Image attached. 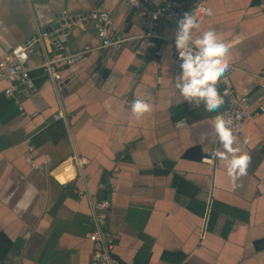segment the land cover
<instances>
[{"label": "crops", "instance_id": "0c3cea01", "mask_svg": "<svg viewBox=\"0 0 264 264\" xmlns=\"http://www.w3.org/2000/svg\"><path fill=\"white\" fill-rule=\"evenodd\" d=\"M203 2L213 14L193 39L214 30L230 45L231 85L252 110L233 145L251 157L235 189L225 161L184 157L193 146L204 155L223 149L214 131L218 111L183 101L175 88L177 20L160 19L161 37L147 39L122 0H0V58L28 44L34 83L32 91L5 94L0 80V264H89L90 205L111 190L115 264H264V111L253 112L264 106V0ZM94 9L110 15V31L123 39L118 51L103 49L96 22L84 17L59 48L37 41L54 15ZM54 52H83L59 65L58 84L40 65ZM135 99L152 111L135 117ZM57 111L64 117L54 119ZM73 154L87 163L57 183L53 171Z\"/></svg>", "mask_w": 264, "mask_h": 264}, {"label": "built area", "instance_id": "2783aa9c", "mask_svg": "<svg viewBox=\"0 0 264 264\" xmlns=\"http://www.w3.org/2000/svg\"><path fill=\"white\" fill-rule=\"evenodd\" d=\"M132 7L136 15L143 24V36L147 39L160 38L158 29V21L163 18L180 20L185 13H190L195 10L198 5L205 7L203 0H198L190 5H185L181 0H160L155 3L152 0H138V4H133L132 0H122ZM204 16H198L201 21ZM84 18L96 22V33L101 40V47L103 49L118 51L123 44V39L113 34L110 31L111 17L105 10L94 9L89 11ZM172 49L174 57L179 59L178 50L175 47V40L172 41ZM28 44L19 43L13 45L0 58V80L7 82L4 88L5 94H13L16 90L23 88L32 91L34 83L30 77V68L26 65L28 58ZM84 52V51H83ZM83 52H76L67 54L64 52H54L51 55H46L43 62L40 64L41 68L53 79L55 84L61 81V74L59 65L61 63L69 65L73 64L83 56ZM159 55L160 51L157 49L154 52ZM180 60V59H179ZM235 70V66L229 63V68L225 74L217 82V88L224 99V104L216 114L223 116L226 120L231 119L230 127L237 136L241 130L242 123L252 115L249 99L246 96L238 95L231 85V74ZM259 88L264 92V70L259 76ZM264 111L263 105H258L253 111ZM64 113L57 111L53 114L54 119L63 118ZM217 140L218 136H217ZM260 149L264 150V132L261 139ZM31 157V154H29ZM214 156L204 155L201 161L212 163ZM87 163V159L79 154H73L66 160L61 162L53 171V178L59 184H66L73 180L76 175V170L81 169ZM33 169H40L41 165L32 164ZM56 172L67 177L64 182H61ZM99 188L104 189L105 184L99 183ZM78 196L84 195L83 191H78ZM114 191H110L107 197H99L91 203V230L87 233V238L91 243V256L89 264H115L114 247L116 236L108 226V218L110 207L113 200Z\"/></svg>", "mask_w": 264, "mask_h": 264}, {"label": "clouds", "instance_id": "9594fccd", "mask_svg": "<svg viewBox=\"0 0 264 264\" xmlns=\"http://www.w3.org/2000/svg\"><path fill=\"white\" fill-rule=\"evenodd\" d=\"M138 4V0H132ZM211 8L198 5L195 10L185 13L177 21L175 47L181 61V74L177 76L175 88L183 101L199 107L202 103L207 112H216L224 104V99L217 88V82L229 68L226 58L230 45L224 42L214 30H207L193 39L201 23L198 16H211ZM131 113L140 118L152 111V105L145 99H135L130 105ZM231 119L217 116L214 124L219 143L223 149H216L213 156L227 164V175L231 178L232 188L236 181L247 175L251 157L242 153L240 147H234L236 136L230 127Z\"/></svg>", "mask_w": 264, "mask_h": 264}, {"label": "water", "instance_id": "95a60500", "mask_svg": "<svg viewBox=\"0 0 264 264\" xmlns=\"http://www.w3.org/2000/svg\"><path fill=\"white\" fill-rule=\"evenodd\" d=\"M85 15L86 14L67 16L62 13L54 15L55 19L48 22L42 28L40 37L37 41L43 44L44 37H46L50 41V47L52 49L59 48L61 43H64L65 40L71 36L70 31L74 28V22L79 18L85 17ZM35 40L36 39L33 38L32 42ZM221 108L219 110H221ZM202 156H204V154L201 152L199 146L189 148L184 154V157L194 160H201Z\"/></svg>", "mask_w": 264, "mask_h": 264}, {"label": "bare ground", "instance_id": "6f19581e", "mask_svg": "<svg viewBox=\"0 0 264 264\" xmlns=\"http://www.w3.org/2000/svg\"><path fill=\"white\" fill-rule=\"evenodd\" d=\"M56 176L57 178L61 181L64 182L66 180L67 177H63L62 175H60L59 173L56 172Z\"/></svg>", "mask_w": 264, "mask_h": 264}]
</instances>
